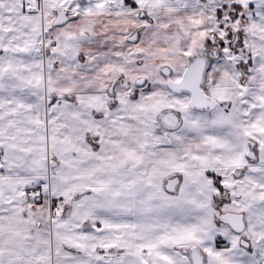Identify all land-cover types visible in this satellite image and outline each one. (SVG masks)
I'll return each instance as SVG.
<instances>
[{"label":"snow or ice","instance_id":"obj_1","mask_svg":"<svg viewBox=\"0 0 264 264\" xmlns=\"http://www.w3.org/2000/svg\"><path fill=\"white\" fill-rule=\"evenodd\" d=\"M0 264H264V0H0Z\"/></svg>","mask_w":264,"mask_h":264}]
</instances>
